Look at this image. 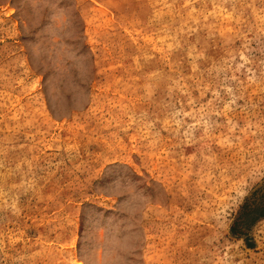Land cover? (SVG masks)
I'll return each mask as SVG.
<instances>
[{
	"label": "rangeland",
	"instance_id": "rangeland-1",
	"mask_svg": "<svg viewBox=\"0 0 264 264\" xmlns=\"http://www.w3.org/2000/svg\"><path fill=\"white\" fill-rule=\"evenodd\" d=\"M0 264H264V0H0Z\"/></svg>",
	"mask_w": 264,
	"mask_h": 264
}]
</instances>
